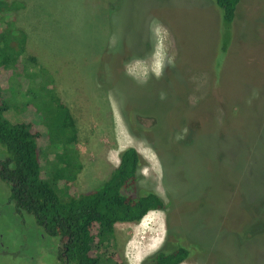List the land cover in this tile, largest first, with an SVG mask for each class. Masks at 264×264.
<instances>
[{
	"label": "rangeland",
	"instance_id": "374dc122",
	"mask_svg": "<svg viewBox=\"0 0 264 264\" xmlns=\"http://www.w3.org/2000/svg\"><path fill=\"white\" fill-rule=\"evenodd\" d=\"M217 21L210 0H0L3 115L40 130L47 179L60 128L28 100L53 83L74 117L66 153L81 168L72 192L54 186L59 196L99 186L132 146L144 161L138 188L166 203L116 223L94 245L100 264L111 253L140 264L168 231L199 243L180 264H264V0H240L227 54ZM59 245L0 179V264H58Z\"/></svg>",
	"mask_w": 264,
	"mask_h": 264
},
{
	"label": "trees",
	"instance_id": "16d2710c",
	"mask_svg": "<svg viewBox=\"0 0 264 264\" xmlns=\"http://www.w3.org/2000/svg\"><path fill=\"white\" fill-rule=\"evenodd\" d=\"M210 1L217 10L218 34L222 35L219 51L227 54L240 0ZM32 99L46 106L56 119L60 134L50 143L63 145V152L58 154L61 162L51 178H45L41 171V146L38 144L42 138L40 130L26 120L9 121L3 115L7 105L0 102V144L6 152L0 159V179L8 184L10 200L15 207L31 214L44 234L58 239V264H100L94 247L113 234L116 223H138L151 210H165L166 203L155 191L138 188V170L144 161L132 146L120 151L117 165L99 186L76 195L63 192L62 197L59 196L54 186L59 189L63 186L72 192L74 186L71 182L81 168L80 163L72 166L66 153L69 144L77 139L74 117L53 90V83L41 84L28 101ZM132 118L130 116L127 121L133 128H144ZM198 245L191 239L188 244H181L178 234L168 231L165 242L145 255L140 264H180L194 252H199L194 248ZM119 260L117 254L111 253L105 262L120 264Z\"/></svg>",
	"mask_w": 264,
	"mask_h": 264
}]
</instances>
